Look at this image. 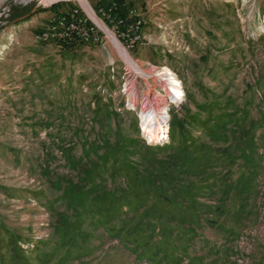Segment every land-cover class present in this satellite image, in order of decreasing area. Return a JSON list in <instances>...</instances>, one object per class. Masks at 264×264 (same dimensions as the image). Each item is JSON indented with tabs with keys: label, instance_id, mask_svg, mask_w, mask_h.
I'll return each mask as SVG.
<instances>
[{
	"label": "rangeland",
	"instance_id": "1",
	"mask_svg": "<svg viewBox=\"0 0 264 264\" xmlns=\"http://www.w3.org/2000/svg\"><path fill=\"white\" fill-rule=\"evenodd\" d=\"M0 1V264H264V0H117L134 50L102 0ZM62 3L104 42H42ZM120 47L182 82L168 140Z\"/></svg>",
	"mask_w": 264,
	"mask_h": 264
},
{
	"label": "bare ground",
	"instance_id": "2",
	"mask_svg": "<svg viewBox=\"0 0 264 264\" xmlns=\"http://www.w3.org/2000/svg\"><path fill=\"white\" fill-rule=\"evenodd\" d=\"M48 1V0H47ZM52 2L58 0H49ZM1 2V1H0ZM80 2L85 6L87 11L94 17V11L91 7V4L88 0H80ZM3 3V2H2ZM55 20V18L53 19ZM94 22V21H93ZM86 25H94L92 22H89L86 18ZM99 27V26H98ZM142 28V22L136 26V33H138L139 37H137L136 42L141 39L140 30ZM48 31L44 32L43 34L48 35H55L57 32H63L64 41H68L71 37H77L84 42H94L97 43L96 40H93L91 37L80 36L78 32H74L71 28H65V24H57L55 25L52 22L49 25ZM109 31V29H108ZM142 32V30H141ZM97 34H101L99 29L97 28ZM111 37H114L112 33H109ZM38 37V36H37ZM63 41V42H64ZM119 47L120 45L116 43ZM120 52L122 57L131 65L132 70L136 71L141 76L145 77L147 82L149 83V90L147 92V101L144 102V105L141 109V120H142V127L143 132L148 137V139L152 142H161L166 141L169 138V110H168V103L169 99L174 102H179L182 97H185V89L182 85V82L177 78L175 73L169 69L165 68V70L161 71L159 74H153L150 71L143 69L127 52V50L123 47H120ZM158 76L163 80L164 88L169 96L167 99L165 97H157V100L154 101L151 98L152 92L154 91V85L149 82L150 77ZM129 102L130 105L136 106L138 103L139 91L137 89V84L133 85L132 92L129 94ZM151 97V98H150ZM154 98V97H153ZM180 103V102H179Z\"/></svg>",
	"mask_w": 264,
	"mask_h": 264
},
{
	"label": "built area",
	"instance_id": "3",
	"mask_svg": "<svg viewBox=\"0 0 264 264\" xmlns=\"http://www.w3.org/2000/svg\"><path fill=\"white\" fill-rule=\"evenodd\" d=\"M117 8V0H108V2L102 6L101 11L105 16L106 21H108L109 27L112 25L113 29L118 30V37L123 38L124 43H122L117 36L116 38L122 44L126 45H123L125 48H129L131 50L136 44L137 37H139L138 33H136V26L142 22V18L137 15L134 10H130L126 18L121 17L117 13ZM86 17L87 16L82 14V12H80L78 9L73 8L71 11L66 10L56 14L55 20H52L51 22H54L55 25L65 24V28L73 29V31L78 32L80 36L91 37L93 40L97 41V44L103 43L104 35L97 34V25H100H96L95 21L94 25H86ZM127 20H129L130 23L126 24ZM105 33L107 34L106 30ZM37 36L41 38L42 42H48L52 38H57L64 41L63 32H57L55 35L38 34Z\"/></svg>",
	"mask_w": 264,
	"mask_h": 264
},
{
	"label": "trees",
	"instance_id": "4",
	"mask_svg": "<svg viewBox=\"0 0 264 264\" xmlns=\"http://www.w3.org/2000/svg\"><path fill=\"white\" fill-rule=\"evenodd\" d=\"M118 2V1H117ZM59 5V3H55L52 5V7ZM59 7V6H58ZM55 8V7H54ZM61 10L58 9V13L60 12H64L66 10L71 11L74 7H71L69 3L66 4V6H64V3L61 4ZM117 13L119 16L126 18L127 14L126 11L122 10V6L119 4L118 2V8H117ZM130 21L127 20L126 24H128ZM144 28V25H143ZM50 41H53L62 51H71L74 48H76L79 45L85 44L86 42L82 41L81 39L77 38V37H71L67 42H63V40L61 39H57V38H52ZM86 44H91V43H86ZM136 47H138V44H135L134 48L132 50H134Z\"/></svg>",
	"mask_w": 264,
	"mask_h": 264
},
{
	"label": "crops",
	"instance_id": "5",
	"mask_svg": "<svg viewBox=\"0 0 264 264\" xmlns=\"http://www.w3.org/2000/svg\"><path fill=\"white\" fill-rule=\"evenodd\" d=\"M104 2H106V0H102V1L98 2V6L102 7ZM53 17H55V16H53Z\"/></svg>",
	"mask_w": 264,
	"mask_h": 264
}]
</instances>
